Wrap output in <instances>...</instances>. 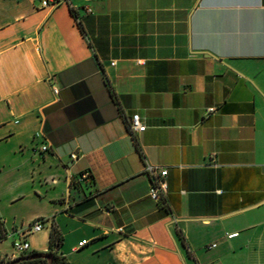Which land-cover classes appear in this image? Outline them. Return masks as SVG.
Here are the masks:
<instances>
[{"label": "crops", "instance_id": "0c3cea01", "mask_svg": "<svg viewBox=\"0 0 264 264\" xmlns=\"http://www.w3.org/2000/svg\"><path fill=\"white\" fill-rule=\"evenodd\" d=\"M0 223L6 259L264 264V0H0Z\"/></svg>", "mask_w": 264, "mask_h": 264}, {"label": "built area", "instance_id": "2783aa9c", "mask_svg": "<svg viewBox=\"0 0 264 264\" xmlns=\"http://www.w3.org/2000/svg\"><path fill=\"white\" fill-rule=\"evenodd\" d=\"M36 1L39 3L41 8H45V9H53L66 2V0H36ZM56 93H58L57 90ZM209 111L215 112L216 109L211 108ZM129 128L132 134L143 133L147 130V126L144 124L140 114H135L131 118V120L129 121ZM48 151H49L48 146L41 147V152H48ZM72 157L76 159L78 156L77 154H74ZM146 173L151 179V189H150L151 198L156 202L162 203V201L168 194V183H167V176L169 173L168 169L162 166H148L146 169ZM88 177L89 174H86L84 176V178H88ZM44 228H45V221L38 220L37 222L29 226L28 232L30 234H35L43 231ZM237 235L238 234H233L229 237L233 238ZM85 244H87V241L80 243V246L82 247ZM29 253H31V246L28 241L23 239L15 240L13 243V255L11 256V260L17 259Z\"/></svg>", "mask_w": 264, "mask_h": 264}, {"label": "trees", "instance_id": "16d2710c", "mask_svg": "<svg viewBox=\"0 0 264 264\" xmlns=\"http://www.w3.org/2000/svg\"><path fill=\"white\" fill-rule=\"evenodd\" d=\"M162 202L164 203V200ZM0 235L1 237L3 236V227L1 223H0ZM60 242H61V239L59 235L57 234L56 231H53L52 236H51V246H57L60 244ZM36 253H39V252H31L24 256H28V255L36 254ZM50 254L53 255V260H54L53 264H70L69 261L65 257L57 254L56 252H51ZM12 261L13 260L11 259H6L2 257V255L0 254V264H10ZM18 264H48V261L45 259H37V260H32V261H24Z\"/></svg>", "mask_w": 264, "mask_h": 264}, {"label": "water", "instance_id": "95a60500", "mask_svg": "<svg viewBox=\"0 0 264 264\" xmlns=\"http://www.w3.org/2000/svg\"><path fill=\"white\" fill-rule=\"evenodd\" d=\"M37 259H45L48 261V264H53V255L50 253H36V254H31L28 256H22L19 257L15 260H13L10 264H18L24 261H32V260H37Z\"/></svg>", "mask_w": 264, "mask_h": 264}]
</instances>
